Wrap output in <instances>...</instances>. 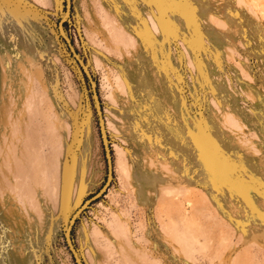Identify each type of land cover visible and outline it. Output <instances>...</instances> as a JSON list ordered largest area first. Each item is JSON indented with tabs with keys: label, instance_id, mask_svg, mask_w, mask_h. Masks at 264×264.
<instances>
[{
	"label": "rangeland",
	"instance_id": "rangeland-1",
	"mask_svg": "<svg viewBox=\"0 0 264 264\" xmlns=\"http://www.w3.org/2000/svg\"><path fill=\"white\" fill-rule=\"evenodd\" d=\"M69 226L82 264H264V0H0V264H76Z\"/></svg>",
	"mask_w": 264,
	"mask_h": 264
},
{
	"label": "water",
	"instance_id": "water-1",
	"mask_svg": "<svg viewBox=\"0 0 264 264\" xmlns=\"http://www.w3.org/2000/svg\"><path fill=\"white\" fill-rule=\"evenodd\" d=\"M92 87L94 89L93 84H92ZM93 93H94V98L96 99V103H97V109H98V113H99L100 122L102 123V119H101V116H100L101 113H100L99 103H98V100H97V95H96L95 91ZM69 229H70V226L68 227V231L65 234V239H66L67 245H68V247H69V249L71 251V254L73 256V259H74L75 263L76 264H82L81 263V260L79 259L77 253L75 252V250H74V248H73V246H72V244L70 242V239H69Z\"/></svg>",
	"mask_w": 264,
	"mask_h": 264
}]
</instances>
